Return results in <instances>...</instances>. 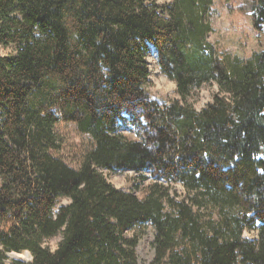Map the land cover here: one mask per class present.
<instances>
[{"label": "trees", "instance_id": "16d2710c", "mask_svg": "<svg viewBox=\"0 0 264 264\" xmlns=\"http://www.w3.org/2000/svg\"><path fill=\"white\" fill-rule=\"evenodd\" d=\"M213 5L0 0V49L15 50L0 53V247L32 254L11 264H139L148 224L152 264H264V51L218 53ZM251 10L261 29L264 0ZM150 46L180 100L148 92ZM212 82L218 93L196 111L189 99ZM60 121L95 143L79 168L53 153ZM102 169L152 182L140 198Z\"/></svg>", "mask_w": 264, "mask_h": 264}, {"label": "rangeland", "instance_id": "374dc122", "mask_svg": "<svg viewBox=\"0 0 264 264\" xmlns=\"http://www.w3.org/2000/svg\"><path fill=\"white\" fill-rule=\"evenodd\" d=\"M256 0H214L211 11V23L213 31L209 34L208 40L215 46L218 53H230L233 56L242 59L250 58L254 53L264 51V27L257 29L253 23L252 3ZM148 2L164 5L171 3L172 0H148ZM12 47H1L2 56L14 53ZM147 63L150 71L149 83L147 90L151 96L157 99L161 104H169L174 100H180L177 92V85L174 80L167 77L162 71L158 63L157 51L150 46L147 53ZM219 91L215 82L204 85L200 89L193 92V96L189 99L193 108L200 111L208 103L213 100L215 94ZM55 132L59 141L60 148L53 153L61 158L68 165L79 168L84 156L92 148L95 143L93 139L85 133H82L77 125L72 121H60L55 125ZM130 138H137L133 132H126ZM110 183L124 191H131L140 198H144L148 192L149 184L152 178L141 182L138 173L134 171L122 170H101ZM170 192L176 193L178 199H183L187 192L180 183L170 184ZM69 199L62 198L58 201L55 211L59 206L68 204ZM134 231H130L129 235H133ZM244 236L250 239L258 238V231L245 230ZM61 233L49 240L45 245L54 251L59 241ZM154 228L151 224L144 227L139 243L137 246V255L139 264H152L155 257V249L153 246ZM7 252L3 257V248L0 247V258L4 264H11L14 260L29 262L32 260V254L29 251H23L19 254L23 256L20 259L13 258ZM28 255H27V254ZM167 264V263H163Z\"/></svg>", "mask_w": 264, "mask_h": 264}, {"label": "bare ground", "instance_id": "6f19581e", "mask_svg": "<svg viewBox=\"0 0 264 264\" xmlns=\"http://www.w3.org/2000/svg\"><path fill=\"white\" fill-rule=\"evenodd\" d=\"M27 254V253H26ZM28 255V254H27ZM10 256L13 258L20 259L23 255L19 253H10Z\"/></svg>", "mask_w": 264, "mask_h": 264}]
</instances>
